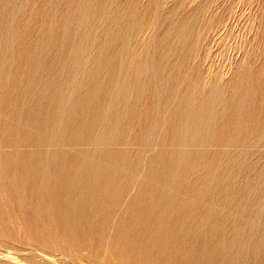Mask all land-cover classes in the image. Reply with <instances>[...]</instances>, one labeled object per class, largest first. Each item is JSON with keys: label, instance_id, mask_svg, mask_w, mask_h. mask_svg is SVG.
<instances>
[{"label": "rangeland", "instance_id": "obj_1", "mask_svg": "<svg viewBox=\"0 0 264 264\" xmlns=\"http://www.w3.org/2000/svg\"><path fill=\"white\" fill-rule=\"evenodd\" d=\"M52 170L204 207L232 264H264V0H0V264H160L77 245L28 210L22 184Z\"/></svg>", "mask_w": 264, "mask_h": 264}, {"label": "bare ground", "instance_id": "obj_2", "mask_svg": "<svg viewBox=\"0 0 264 264\" xmlns=\"http://www.w3.org/2000/svg\"><path fill=\"white\" fill-rule=\"evenodd\" d=\"M93 66V65H92ZM124 72V71H123ZM204 80V79H203ZM207 82V81H206ZM204 90V89H203ZM91 95V94H90ZM77 97V96H76ZM89 97V96H88ZM91 97V96H90ZM86 100V99H85ZM89 100V99H88ZM91 100V98H90ZM109 101V100H108ZM90 103V101H89ZM87 104V102L85 103ZM108 104V102H107ZM208 105V104H207ZM108 106V105H107ZM111 107V106H110ZM204 108V107H203ZM207 108V107H206ZM71 109V108H70ZM54 110V109H53ZM200 110V109H199ZM208 110V109H207ZM224 110V109H223ZM105 111V110H104ZM109 111V110H108ZM211 112V110H210ZM209 112V114H210ZM196 113V112H195ZM214 113V112H213ZM209 114H207L209 116ZM212 114V113H211ZM96 115V114H95ZM105 115V114H104ZM187 115V114H186ZM194 115V114H193ZM197 115V114H196ZM198 115L201 116L199 113ZM203 115V114H202ZM206 116V114H205ZM219 116V115H218ZM84 117V116H83ZM183 117V115H182ZM181 117V119H182ZM189 117V116H188ZM97 118V117H96ZM179 118V117H178ZM185 118V117H183ZM193 118V117H190ZM207 118V117H206ZM205 118V119H206ZM87 119V118H86ZM186 119V118H185ZM197 119V116H196ZM195 119V122L197 121ZM200 119V118H199ZM211 119V118H210ZM93 120V119H92ZM95 120V118H94ZM190 119H188L189 121ZM192 120V119H191ZM103 121V120H102ZM187 121V119H186ZM204 121V120H203ZM198 122H200L198 120ZM192 123V122H189ZM178 124V123H177ZM183 124V123H182ZM187 124V123H186ZM194 124V123H193ZM196 124V123H195ZM199 124V123H198ZM202 124V123H201ZM202 126V125H200ZM188 127H191L188 124ZM196 127V126H195ZM209 127V126H208ZM187 128V127H186ZM192 128V127H191ZM110 129V128H109ZM180 129V127H179ZM183 129V128H182ZM194 129V128H193ZM197 129V128H196ZM200 129V128H198ZM116 130V129H115ZM203 130H206L203 129ZM187 131H189L187 129ZM202 131V130H201ZM179 131H177L178 133ZM184 132V131H183ZM192 130H190L191 134ZM188 133V132H187ZM194 133V131H193ZM180 134V133H179ZM178 134V135H179ZM183 134V133H182ZM181 134V135H182ZM195 134V133H194ZM193 134V135H194ZM205 134V132H204ZM174 135V134H173ZM197 135V132H196ZM189 136V135H188ZM200 136V135H199ZM202 136H205L202 134ZM254 136V135H253ZM180 137V136H179ZM182 137V136H181ZM186 137V136H185ZM190 137V136H189ZM194 138V137H192ZM197 138V137H196ZM188 139V138H186ZM191 139V137H190ZM202 138H200L201 140ZM92 140V139H91ZM189 140V139H188ZM192 140V139H191ZM193 143V142H192ZM56 151V150H55ZM246 151V150H245ZM22 153V152H21ZM28 153V152H27ZM47 153V152H46ZM52 153V152H51ZM74 153V152H73ZM82 153V152H79ZM78 153V155H79ZM253 153V152H252ZM39 154V153H38ZM70 154V151H69ZM122 154V153H121ZM124 154V153H123ZM77 155V154H75ZM84 155V154H83ZM88 155V154H87ZM107 155V154H106ZM118 155V153H117ZM176 155V154H175ZM21 158V154L19 155ZM30 156V155H29ZM51 156V155H50ZM85 156V155H84ZM108 156V155H107ZM115 156V159L116 155ZM179 156V155H177ZM12 157V156H11ZM15 156L14 158H16ZM44 157V156H43ZM110 157V156H109ZM7 158V157H6ZM52 157H50L51 159ZM79 158V156H78ZM91 158V157H90ZM89 158V159H90ZM99 158V157H98ZM101 158V157H100ZM104 158V157H103ZM113 158V156H112ZM120 158V157H119ZM176 158V156H175ZM12 159V158H11ZM10 159V160H11ZM17 159V158H16ZM47 159V158H45ZM81 159V158H80ZM114 159V158H113ZM122 159V157H121ZM48 160V159H47ZM45 160V161H47ZM52 160V159H51ZM50 160V161H51ZM53 160H57L54 159ZM82 160V159H81ZM92 160V159H91ZM157 160V159H156ZM155 160V161H156ZM175 160V159H174ZM184 160V159H183ZM5 161V160H4ZM15 160L13 159V162ZM18 161V160H16ZM35 161V160H33ZM76 161V160H75ZM105 161V160H103ZM160 161V160H159ZM180 161V160H179ZM32 162V161H31ZM36 162V161H35ZM54 162V161H53ZM66 162V161H65ZM78 162V161H77ZM89 162V161H88ZM109 162V161H108ZM187 162V161H186ZM44 163V162H43ZM48 163V161H47ZM45 163V165L47 164ZM52 162L48 163L51 164ZM87 163V162H86ZM92 163V162H90ZM122 163V162H121ZM9 164V163H8ZM13 164V163H12ZM16 164V163H15ZM20 163L18 162V165ZM35 164V163H34ZM64 164V163H63ZM168 164V163H167ZM186 164V163H185ZM17 165V164H16ZM24 165V164H23ZM44 165V166H45ZM54 165V164H53ZM68 165V164H65ZM88 165V164H87ZM94 165V164H93ZM42 166V165H41ZM76 166V165H75ZM80 166V164H79ZM107 166V165H106ZM181 166V165H179ZM19 167V166H18ZM26 167V166H24ZM43 167V166H42ZM52 166H50L51 168ZM56 167V166H55ZM164 167V166H163ZM176 167V166H174ZM207 167V166H206ZM252 167V166H251ZM7 168V167H6ZM16 168V167H14ZM27 168V167H26ZM33 168V167H32ZM71 168V167H70ZM99 168V167H98ZM112 168V167H111ZM114 168V167H113ZM112 168V169H113ZM241 168V167H240ZM246 168V167H245ZM21 169V168H20ZM42 169V168H41ZM54 169V168H53ZM64 169V168H63ZM67 169V168H66ZM106 169V168H105ZM111 169V171H112ZM208 169V168H207ZM3 170V169H2ZM1 170V171H2ZM28 170V169H27ZM36 170V169H35ZM35 170L33 172H35ZM40 171V169H38ZM45 170V169H44ZM48 170V169H46ZM46 170L44 171L46 173ZM78 170V169H77ZM92 170V169H91ZM123 170V169H122ZM5 171V169H4ZM14 170H12L13 172ZM23 171V170H22ZM30 171V170H29ZM28 171V173H29ZM42 171V170H41ZM40 171V172H41ZM51 171V170H50ZM53 171V170H52ZM121 171V170H120ZM32 172V174H33ZM39 172L38 175L41 173ZM48 172V171H47ZM92 172V171H90ZM105 172V171H104ZM113 172V171H112ZM247 175L246 170L244 171ZM249 172V171H248ZM26 173V172H25ZM152 173V172H151ZM232 173V172H231ZM237 173V172H236ZM242 173V172H241ZM244 173V174H245ZM3 174V172H2ZM5 174V173H4ZM3 174V175H4ZM15 174V173H14ZM24 174V173H23ZM30 174V173H29ZM35 174V173H34ZM43 174V173H42ZM47 174V173H46ZM44 174V175H46ZM108 174V172H107ZM118 174V171H117ZM116 174V175H117ZM154 174V173H153ZM173 174V173H172ZM240 174V173H238ZM12 175V174H11ZM22 175V174H21ZM78 175V174H77ZM106 175V174H105ZM120 175V174H119ZM158 175V174H157ZM251 175V174H250ZM0 176H2L0 174ZM16 176V175H15ZM32 176V175H31ZM36 176V175H35ZM104 176V175H103ZM102 176V177H103ZM172 176V175H171ZM234 176V175H233ZM232 176V177H233ZM256 176V175H254ZM4 177V176H3ZM1 177L0 179L2 180ZM7 177V176H6ZM19 177V176H17ZM23 177V175H22ZM21 177V178H22ZM43 176H41L42 178ZM47 177V176H45ZM78 177V176H77ZM84 177V176H83ZM86 177V176H85ZM99 175L96 177L98 178ZM101 177V175H100ZM108 177V175H107ZM119 177V176H117ZM176 176V178H178ZM9 178V177H8ZM17 179L16 177H14ZM21 178H19L21 180ZM29 178V176H28ZM38 178V176H36ZM36 178L27 179V184L21 187L28 210L29 208L48 223L61 230L62 235L72 239L77 245L99 252L101 248L123 253L131 246H138L140 250H147L151 258L160 261V264H232L234 255L230 250L222 254L224 243L219 239L218 230L221 225L210 227V232H202L204 225L197 211L204 207L190 211L185 204L171 206L168 200L139 199L127 193L120 198L121 191L111 186L104 187L97 192L89 193L85 187H79L74 177L66 172L53 171L49 173L46 183L37 184ZM91 178V177H90ZM106 178V177H105ZM110 178V175H109ZM122 178V177H121ZM150 178V177H149ZM154 178V177H153ZM174 178V177H173ZM236 178V177H235ZM256 178V177H255ZM45 179V178H43ZM112 179V178H110ZM108 179V181L110 180ZM116 179V178H115ZM120 179V178H118ZM239 179V178H238ZM251 179V177H249ZM4 184L5 181L3 183ZM3 180H5L3 178ZM18 180V182H20ZM40 180V178H39ZM80 180V179H79ZM86 180V179H85ZM97 180V179H96ZM102 180V179H101ZM104 180V179H103ZM113 180V179H112ZM149 180V179H148ZM174 180V179H173ZM254 180V179H253ZM25 182V180H23ZM34 181V182H33ZM41 181V180H40ZM78 181V180H77ZM100 181V180H99ZM117 181V180H116ZM115 181V182H116ZM122 181V180H121ZM248 181V180H247ZM252 181V180H250ZM249 181V182H250ZM13 182V179H12ZM23 182V183H24ZM112 182V181H110ZM118 182V181H117ZM177 182V181H176ZM182 182V181H181ZM228 182V181H227ZM100 183V182H99ZM124 183V182H123ZM142 183V182H141ZM149 183V182H148ZM244 183V182H243ZM18 184V183H17ZM101 184V183H100ZM99 184V185H100ZM104 184V183H103ZM111 184V183H110ZM126 184V183H125ZM170 184V183H168ZM178 184V183H176ZM186 184V183H184ZM232 184V182H231ZM238 184V183H237ZM247 184V183H246ZM249 184V183H248ZM252 184V183H251ZM11 185V184H9ZM8 185V186H9ZM14 185V184H13ZM108 185V183H107ZM106 185V186H107ZM146 185V184H145ZM220 185V183H219ZM239 185V184H238ZM237 185V187H238ZM242 185V184H241ZM257 185V184H256ZM18 186V185H17ZM20 186V185H19ZM18 186V187H19ZM166 186V185H165ZM202 186V185H200ZM244 186V185H243ZM242 186V188H243ZM246 186V185H245ZM250 186V185H249ZM1 187V186H0ZM3 187V186H2ZM203 187V186H202ZM220 186H218L219 188ZM248 186H246L247 188ZM5 188V187H4ZM13 188V186L11 187ZM89 188V187H88ZM159 188V187H158ZM184 188V187H183ZM197 188V187H195ZM216 188V187H215ZM224 189V187H221ZM227 188V187H226ZM235 188V187H234ZM245 188V187H244ZM250 188V187H249ZM254 188V187H253ZM262 188V187H261ZM264 188V187H263ZM6 189V188H5ZM148 189V188H147ZM171 189V188H170ZM201 189V188H200ZM205 189V188H204ZM228 189V188H227ZM238 189H241L238 188ZM237 189V190H238ZM185 190V189H184ZM183 190V191H184ZM193 190V189H192ZM208 190V188H207ZM243 190V189H242ZM254 190V189H253ZM261 190V189H260ZM1 191V190H0ZM8 191V190H7ZM136 191V190H135ZM142 191V190H141ZM147 191V190H146ZM212 191V189H211ZM226 191V190H225ZM239 191V190H238ZM249 191V190H247ZM256 191V190H255ZM3 192V191H2ZM13 192V191H12ZM16 192V191H15ZM174 191L172 190V193ZM180 192V191H178ZM186 192V191H185ZM210 192V191H208ZM214 192V191H213ZM242 192V191H241ZM262 192V191H261ZM177 193V191H176ZM218 193V192H217ZM225 193V192H224ZM250 193V192H249ZM264 193V192H263ZM15 194V193H14ZM21 194V193H20ZM156 194V193H155ZM203 194V193H202ZM216 194V193H215ZM223 194V193H222ZM230 194V193H229ZM236 196L237 193L235 192ZM239 194V192H238ZM252 194V193H251ZM254 194V193H253ZM2 195V194H1ZM7 196V194H5ZM150 195V194H149ZM185 195V194H184ZM210 195V193H209ZM217 195V194H216ZM245 195V193H243ZM242 195V196H243ZM15 196V195H14ZM162 196V195H161ZM175 196V195H174ZM222 197V195L220 194ZM224 196V195H223ZM255 196V194H254ZM149 197V196H148ZM168 197V196H167ZM211 197V196H210ZM214 197V196H213ZM216 197V196H215ZM228 197V196H227ZM241 197V195H240ZM250 198V196L248 195ZM157 198V197H156ZM179 198V197H178ZM194 198V196H193ZM224 198H226L224 196ZM244 198L247 197H242ZM262 198V197H261ZM260 198V199H261ZM181 199V198H180ZM183 199V198H182ZM231 199V198H230ZM240 199V198H238ZM18 200H20L18 198ZM218 200V199H217ZM225 200V199H224ZM248 200V199H246ZM245 200V201H246ZM250 200V199H249ZM255 200V199H254ZM257 201V200H256ZM10 202V201H9ZM16 202V201H15ZM230 202V201H228ZM243 202V201H242ZM248 202V201H247ZM254 201H252L253 203ZM260 202V201H258ZM262 202V201H261ZM121 203V205H119ZM175 203V202H174ZM184 203V202H181ZM186 203V202H185ZM190 203V201H189ZM221 203V202H220ZM249 203V202H248ZM188 204V201H187ZM224 204V203H223ZM222 204V206H223ZM232 204V202H231ZM257 204V203H256ZM255 204V205H256ZM192 205V204H191ZM230 205V204H229ZM252 205V204H251ZM250 205V206H251ZM259 205V204H258ZM216 206V205H215ZM231 206V205H230ZM191 207V206H189ZM224 207V206H223ZM229 207V206H228ZM253 209V206H251ZM19 208V207H18ZM206 208V205H205ZM209 208V207H208ZM239 208V206H238ZM258 208V207H257ZM234 209V207H233ZM251 209V208H250ZM254 209H256L254 207ZM264 209V208H263ZM214 210V209H212ZM232 210V209H231ZM235 210V209H234ZM242 210V209H241ZM248 210V209H247ZM257 210V209H256ZM255 211V210H254ZM235 212V211H234ZM253 212V211H252ZM256 212V211H255ZM29 213V212H28ZM207 213V212H206ZM264 213V211H263ZM24 214V213H23ZM205 214V213H204ZM215 214V212H214ZM219 214V213H218ZM217 214V215H218ZM225 214V213H223ZM258 214V213H257ZM262 214V213H261ZM28 215V214H27ZM264 215V214H263ZM22 216V215H21ZM35 216V214H34ZM214 216V215H213ZM212 216V217H213ZM219 216V215H218ZM262 217V216H261ZM39 218V217H38ZM223 218V216L221 217ZM233 218V217H232ZM34 219V218H33ZM213 219V218H212ZM236 219V218H235ZM209 220V219H208ZM222 220V219H221ZM256 220V219H255ZM34 221V220H33ZM41 221V220H40ZM214 221V220H213ZM218 221V220H217ZM244 221V220H243ZM209 223V221H207ZM226 222V221H225ZM242 222V221H241ZM248 222V221H247ZM254 222V221H253ZM246 223V222H245ZM211 224V223H210ZM223 224V223H222ZM231 224V223H230ZM235 224V223H234ZM249 224V223H248ZM239 225V224H238ZM246 225V224H245ZM253 226V225H252ZM264 226V224H263ZM234 227H236L234 225ZM240 227V226H239ZM247 227V226H246ZM255 227V226H253ZM259 227V225H258ZM28 228V227H27ZM39 228V227H38ZM229 228V227H228ZM52 229V228H51ZM207 229V228H206ZM205 229V230H206ZM224 229V228H223ZM239 229V228H238ZM245 229V228H244ZM252 229V228H251ZM261 229V228H260ZM31 230V229H30ZM247 230V229H246ZM258 230V228H257ZM41 231V230H40ZM223 231V230H222ZM240 231V230H239ZM244 231V230H243ZM259 231V230H258ZM38 232V231H37ZM234 232V231H233ZM52 233V232H51ZM224 233V232H223ZM242 233V231H241ZM256 233V232H255ZM231 234V233H230ZM229 234V235H230ZM252 235V233H250ZM45 235V234H44ZM57 235V234H56ZM232 235V234H231ZM230 235V236H231ZM52 236V234H51ZM221 236V235H220ZM237 236V235H236ZM264 236V235H263ZM254 237V236H253ZM260 237V235H259ZM232 238V237H231ZM255 238L256 235H255ZM55 239V238H54ZM227 239V238H226ZM239 239V238H238ZM249 239V238H248ZM262 239V238H261ZM50 240V239H49ZM242 240V239H241ZM223 241V240H222ZM235 241V240H234ZM252 241V239H251ZM250 241V242H251ZM66 242V241H65ZM257 243V242H256ZM255 243V244H256ZM227 244V243H226ZM237 244V243H236ZM234 245V243H233ZM62 246V244H61ZM73 246V245H72ZM246 246V245H245ZM255 246V245H254ZM137 248V247H136ZM236 248V247H235ZM252 248V247H251ZM257 248V247H256ZM61 249V248H60ZM99 249V250H98ZM228 248H223V251ZM230 249V248H229ZM234 249V248H233ZM232 249V250H233ZM152 252H151V251ZM145 251V252H147ZM243 251V250H242ZM76 252V251H75ZM147 252V253H148ZM246 252V251H245ZM80 253V252H79ZM95 253V252H94ZM233 253V252H232ZM90 254V253H89ZM127 254V253H126ZM222 255V257H220ZM102 256V255H101ZM251 251L244 255L240 264L250 263ZM19 257V256H18ZM93 257V256H92ZM220 257V258H218ZM240 257V256H239ZM218 258V259H217ZM259 258V257H258ZM53 259V258H52ZM62 259V258H61ZM86 259V257H85ZM85 259H83L85 261ZM92 259V258H91ZM18 260V259H17ZM95 260V259H94ZM150 260V259H149ZM82 261V260H81ZM93 261V260H92ZM91 261V262H92ZM96 262V261H94ZM126 262V260H125ZM252 262V261H251ZM108 263V262H107ZM131 261H127V264ZM153 263V262H152ZM255 263V262H254ZM90 264V262L88 263ZM92 264V263H91ZM97 264V263H96ZM100 264V263H99ZM259 264V263H258Z\"/></svg>", "mask_w": 264, "mask_h": 264}]
</instances>
